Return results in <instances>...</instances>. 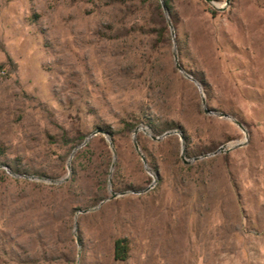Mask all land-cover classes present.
<instances>
[{
  "label": "rangeland",
  "instance_id": "obj_1",
  "mask_svg": "<svg viewBox=\"0 0 264 264\" xmlns=\"http://www.w3.org/2000/svg\"><path fill=\"white\" fill-rule=\"evenodd\" d=\"M161 1L0 0V264H264V0Z\"/></svg>",
  "mask_w": 264,
  "mask_h": 264
},
{
  "label": "trees",
  "instance_id": "obj_2",
  "mask_svg": "<svg viewBox=\"0 0 264 264\" xmlns=\"http://www.w3.org/2000/svg\"><path fill=\"white\" fill-rule=\"evenodd\" d=\"M164 7L168 11L170 9V0H163ZM162 6L158 5V9L161 10ZM0 152V156H1ZM129 253V245L126 239H118L114 243V259L116 261H126Z\"/></svg>",
  "mask_w": 264,
  "mask_h": 264
},
{
  "label": "water",
  "instance_id": "obj_3",
  "mask_svg": "<svg viewBox=\"0 0 264 264\" xmlns=\"http://www.w3.org/2000/svg\"><path fill=\"white\" fill-rule=\"evenodd\" d=\"M205 1L209 2V0H205ZM228 1H229V0H227V3H228ZM161 4H162V6L164 7V3H163V1H161ZM169 26H170V23H169ZM133 144H134V148H135L137 154L139 155V157L141 158L143 164L146 165V160H145L144 156L141 154V152L139 151V148H138L137 143L134 142Z\"/></svg>",
  "mask_w": 264,
  "mask_h": 264
}]
</instances>
